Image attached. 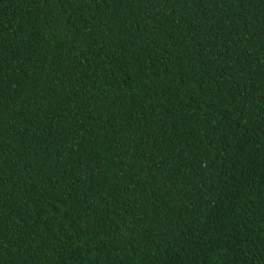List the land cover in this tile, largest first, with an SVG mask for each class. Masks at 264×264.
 <instances>
[{"label":"trees","instance_id":"16d2710c","mask_svg":"<svg viewBox=\"0 0 264 264\" xmlns=\"http://www.w3.org/2000/svg\"><path fill=\"white\" fill-rule=\"evenodd\" d=\"M0 264H264V0H0Z\"/></svg>","mask_w":264,"mask_h":264}]
</instances>
